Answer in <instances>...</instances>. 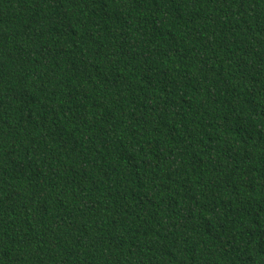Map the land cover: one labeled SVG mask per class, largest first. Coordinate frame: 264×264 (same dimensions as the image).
Segmentation results:
<instances>
[{
    "label": "trees",
    "instance_id": "obj_1",
    "mask_svg": "<svg viewBox=\"0 0 264 264\" xmlns=\"http://www.w3.org/2000/svg\"><path fill=\"white\" fill-rule=\"evenodd\" d=\"M0 264H264V0H0Z\"/></svg>",
    "mask_w": 264,
    "mask_h": 264
}]
</instances>
